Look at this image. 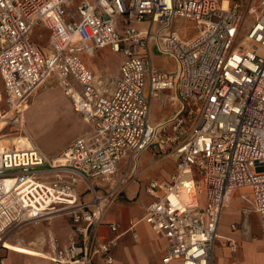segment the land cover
Segmentation results:
<instances>
[{
    "label": "built area",
    "instance_id": "2783aa9c",
    "mask_svg": "<svg viewBox=\"0 0 264 264\" xmlns=\"http://www.w3.org/2000/svg\"><path fill=\"white\" fill-rule=\"evenodd\" d=\"M177 20L196 33L181 35L189 27L179 31ZM36 27L49 31L46 48L32 39ZM105 47L121 56L114 76L84 60ZM154 53L175 59L176 69H157ZM48 80L88 125L53 155L25 130L30 100ZM163 91L182 107L155 126L152 99ZM0 143V246L18 228L67 215L71 234L61 243L48 231L41 256L114 264L119 225L107 223L115 236L106 242L96 230L128 174L104 184L121 161L136 162L151 147L175 159L169 180L145 186L151 201L142 220L166 241L163 264H215L221 216L240 188L250 189L264 240V0L226 8L223 0H0ZM137 225L128 228L136 241Z\"/></svg>",
    "mask_w": 264,
    "mask_h": 264
},
{
    "label": "crops",
    "instance_id": "0c3cea01",
    "mask_svg": "<svg viewBox=\"0 0 264 264\" xmlns=\"http://www.w3.org/2000/svg\"><path fill=\"white\" fill-rule=\"evenodd\" d=\"M227 1L231 2L233 0ZM178 21L183 20L176 21V27L179 31H181V28L177 26ZM184 21L188 22L187 20ZM189 23V29L186 33H184L183 31L179 32L181 35L186 36L188 38L192 37L196 33L193 24L191 22ZM103 56L105 57L104 54ZM88 59L89 56L84 57V60L87 63L88 67L95 74H107L110 76H114L118 72L119 67L115 68L114 65L112 67V70L109 72L105 70H102L101 72L96 71L89 66ZM153 64L157 69L164 71H174L177 66L175 59L171 57H164L157 53H154L153 55ZM161 96H164V99L167 100V103L159 101L160 103L151 105L150 123L155 126L164 124L171 120L175 116V114L180 111L182 107L181 103L174 96L173 92L163 91L159 94L158 97H156V99ZM38 99L36 101H38ZM170 101H173L171 107L169 105ZM157 105L160 106L159 110L154 107ZM167 149L168 148H164L161 151L166 152ZM42 152L47 155L56 153V151L45 152L44 150H42ZM141 157L142 155L138 158L136 162H130L128 160L121 161V163L119 164L118 171L114 178L104 184V186L109 189L111 186L114 185L115 182H117L122 172H126L128 174V180L122 188L123 191L121 196L108 208L104 216V224L100 225L96 230V235L99 242H106L115 236V234L112 233L107 226V223L111 222L117 223L119 225V239L117 241V244L119 240L125 235H131L133 241L138 242L140 239L138 226L143 223L147 225L149 231L155 235L152 228L142 220L145 214V208L151 201L150 196L145 192V186L152 179H158L160 181L169 180L174 173L169 174L168 172H166L162 177L160 176L151 177L147 179H140L141 173L143 171L141 169L140 164ZM133 165L137 166L134 172L132 171ZM140 170L142 171L140 172ZM250 198L251 194L249 188H240L232 193L230 201L226 208L229 205H233L234 209L230 213L228 210H226V208L223 210L221 216L222 219L218 227V238L215 241L213 253L215 264H264V240L261 238L260 235L261 231L259 224V216L253 210ZM133 199L136 200L130 202ZM134 206H138L142 210L143 214L141 216L137 217V215H131V210ZM130 220L138 222V225L135 229L138 235L137 241L133 238V234L128 231ZM43 221H45L44 224H42L46 225V233L43 237L40 238L42 239V241L43 239H45L47 232L52 231L54 236L59 240V242L64 243L72 232L71 220L67 215L53 216ZM232 225H235V229L232 228ZM156 237L158 238V241H160L161 245L159 247L158 257L156 258V260H150V257L149 260H140V264H163L161 259L167 244L163 238L158 236ZM229 240L235 242V250H231L228 246ZM2 242L4 246H0V264H51L49 260L41 256V253L45 250L37 251L35 249L19 244L13 245L6 242L5 240H2ZM115 247H113L111 252L114 257V264H126L123 261L117 260V257H115ZM2 252L6 253V256H3L1 254ZM89 264L106 263L102 258H96L93 260L92 263Z\"/></svg>",
    "mask_w": 264,
    "mask_h": 264
},
{
    "label": "rangeland",
    "instance_id": "374dc122",
    "mask_svg": "<svg viewBox=\"0 0 264 264\" xmlns=\"http://www.w3.org/2000/svg\"><path fill=\"white\" fill-rule=\"evenodd\" d=\"M251 21V18L248 17L243 27H249ZM189 25V22H177V26L181 28V31ZM48 38L49 31L42 27H36L32 34L33 41L42 48L47 47ZM88 60L89 66L94 70L109 72L112 70L113 65L115 68L119 67L121 56L112 53L109 47H105L99 50L95 56H89ZM37 99L38 101H36ZM159 101L167 103L164 96H161L157 99L153 98L152 104L160 103ZM172 104L173 101H170V107ZM154 107L160 109L159 105ZM192 128L193 123H187L185 136H189ZM25 130L27 136L40 149L45 152L56 151L58 153L69 146L75 138L84 134L88 130V125L81 114L75 111L63 90L53 80H48L39 87L30 100L29 108L25 114ZM141 155L140 164L143 171L140 170V172L142 171L140 179L162 177L166 172L169 174L175 172V159L170 156L169 152L161 151L158 147H151ZM135 200L133 199L130 202ZM233 209V205L226 208L229 213ZM142 214L143 212L138 206L132 207V216L137 215L138 217ZM44 222L28 224L18 228L10 233L5 241L13 245L19 244L37 251H44L46 245L40 239L46 233ZM138 232L140 236L138 242L133 241L131 235H125L119 240L114 248V255L117 260L126 264H140V260H149V257L150 260H156L161 246L160 241L144 223L138 226ZM1 254L6 256L4 252Z\"/></svg>",
    "mask_w": 264,
    "mask_h": 264
},
{
    "label": "bare ground",
    "instance_id": "6f19581e",
    "mask_svg": "<svg viewBox=\"0 0 264 264\" xmlns=\"http://www.w3.org/2000/svg\"><path fill=\"white\" fill-rule=\"evenodd\" d=\"M228 4H229V1L223 0V6H224V8H226L228 6ZM0 145H1V143H0Z\"/></svg>",
    "mask_w": 264,
    "mask_h": 264
}]
</instances>
